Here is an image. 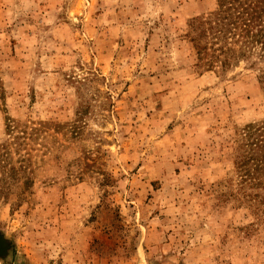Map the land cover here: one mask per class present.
<instances>
[{
    "label": "rangeland",
    "instance_id": "1",
    "mask_svg": "<svg viewBox=\"0 0 264 264\" xmlns=\"http://www.w3.org/2000/svg\"><path fill=\"white\" fill-rule=\"evenodd\" d=\"M216 7L0 0V264H264L262 65L203 67Z\"/></svg>",
    "mask_w": 264,
    "mask_h": 264
},
{
    "label": "trees",
    "instance_id": "2",
    "mask_svg": "<svg viewBox=\"0 0 264 264\" xmlns=\"http://www.w3.org/2000/svg\"><path fill=\"white\" fill-rule=\"evenodd\" d=\"M217 7L207 16L191 20L190 40L203 67L228 69L239 62L252 60L262 65L260 78L264 83V0H216ZM253 129V130H252ZM250 151L260 152L254 158L251 182L264 171V124L247 127ZM257 135L255 136V133ZM252 157V156H251Z\"/></svg>",
    "mask_w": 264,
    "mask_h": 264
},
{
    "label": "water",
    "instance_id": "3",
    "mask_svg": "<svg viewBox=\"0 0 264 264\" xmlns=\"http://www.w3.org/2000/svg\"><path fill=\"white\" fill-rule=\"evenodd\" d=\"M0 248H3V247L0 245ZM2 250H3V249L0 250V254H2Z\"/></svg>",
    "mask_w": 264,
    "mask_h": 264
}]
</instances>
